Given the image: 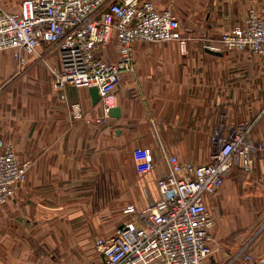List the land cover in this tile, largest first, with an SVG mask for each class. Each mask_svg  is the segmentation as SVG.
<instances>
[{
    "label": "crops",
    "instance_id": "crops-1",
    "mask_svg": "<svg viewBox=\"0 0 264 264\" xmlns=\"http://www.w3.org/2000/svg\"><path fill=\"white\" fill-rule=\"evenodd\" d=\"M16 1L0 0L10 8ZM153 1L178 16L189 38L185 50L179 40L135 44V71L123 73L116 92L120 117L98 121L100 102L92 103L87 88L56 91L51 67L57 55L47 64L29 56L21 65L13 51L0 54V136L13 139L19 157L30 161L27 181L0 205V264H16L20 232L63 256L95 257L94 239L111 231L107 211L113 203L143 209L159 198L155 180L166 169L162 145L181 159L208 161L222 116L227 123L256 121L254 136L264 144V60L224 50L216 55L206 47L216 32L264 0ZM17 76L14 87L3 86ZM31 82L39 88L33 99ZM75 101L85 118H73ZM138 145L149 148L157 163L147 175L135 169L132 149ZM208 205L216 220L214 262L245 264L237 258L242 251L264 255V153L248 170L234 168ZM41 260L17 264H46Z\"/></svg>",
    "mask_w": 264,
    "mask_h": 264
},
{
    "label": "built area",
    "instance_id": "built-area-1",
    "mask_svg": "<svg viewBox=\"0 0 264 264\" xmlns=\"http://www.w3.org/2000/svg\"><path fill=\"white\" fill-rule=\"evenodd\" d=\"M171 9L153 0H20L17 8L0 2V54L13 51L24 65L29 56L46 59L56 91L68 85L101 94L98 121L108 119L124 72H134V46L138 42L179 40L185 50L189 37ZM207 48L249 54L264 60V2L251 5L243 20L234 23ZM0 60V72H1ZM75 120L86 117L82 103L71 104ZM256 121L227 123L222 116L210 139L205 162L181 159L162 145L166 169L156 177L159 198L140 209L126 204L115 232L94 239L96 256L81 264H217L212 229L215 217L209 199L220 191L232 170L249 169L253 157L264 153L254 136ZM136 171L151 173L156 162L149 148L132 149ZM30 161L22 160L13 139L0 136V205L13 199L28 179ZM245 264H264V255L238 253Z\"/></svg>",
    "mask_w": 264,
    "mask_h": 264
},
{
    "label": "rangeland",
    "instance_id": "rangeland-1",
    "mask_svg": "<svg viewBox=\"0 0 264 264\" xmlns=\"http://www.w3.org/2000/svg\"><path fill=\"white\" fill-rule=\"evenodd\" d=\"M20 0H17L16 3L19 4ZM230 27V26H229ZM228 27H223L221 31H218L216 33H221ZM191 34V32H190ZM199 34V33H197ZM218 35V34H217ZM229 55L232 56H240V54L236 52H230ZM20 76H17L16 78H11L9 79L3 86L5 88L11 89L16 85L18 82H20ZM32 83V82H31ZM38 86L37 84H31L30 86V93H31V98L37 97L38 93ZM16 95V94H15ZM14 95V96H15ZM29 96V95H28ZM6 92L2 94L1 99H6ZM0 105L3 104V102L0 101ZM17 105V103H16ZM231 175V174H230ZM229 175V177H230ZM228 177V178H229ZM123 206L121 207L118 203H113L112 206L107 211V216L110 215V223H111V231L109 235L113 234L118 226L119 221H123L127 219L128 217H124L123 212H122ZM102 215V214H100ZM119 216V221L117 223V219ZM123 217V218H122ZM122 218V219H121ZM21 236H18L19 239L15 240L16 244V251H15V263H29V262H34L38 258L42 259L41 261L46 263V264H81L83 262V258L80 256H63L57 252V250H52L49 247H44L43 242L39 243L40 241L38 240H32L30 239L29 236H27L26 233H21ZM108 235V236H109ZM104 236V237H108ZM236 258V257H235ZM34 260V261H33ZM46 261V262H45Z\"/></svg>",
    "mask_w": 264,
    "mask_h": 264
},
{
    "label": "water",
    "instance_id": "water-1",
    "mask_svg": "<svg viewBox=\"0 0 264 264\" xmlns=\"http://www.w3.org/2000/svg\"><path fill=\"white\" fill-rule=\"evenodd\" d=\"M207 51L210 52V53L216 54V55H223L222 52L216 51V50H213V49H210V48H208ZM89 92H90V96H91V99H92V103L94 105L99 103L100 100H101V94H100L99 88L97 86H92V87L89 88ZM110 115L113 116V117H120V115H121L120 107L116 106V107L112 108L110 110Z\"/></svg>",
    "mask_w": 264,
    "mask_h": 264
}]
</instances>
